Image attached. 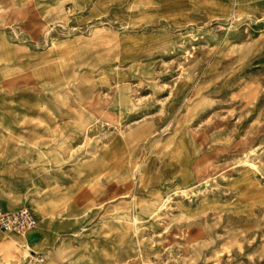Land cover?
<instances>
[{"label":"rangeland","instance_id":"1","mask_svg":"<svg viewBox=\"0 0 264 264\" xmlns=\"http://www.w3.org/2000/svg\"><path fill=\"white\" fill-rule=\"evenodd\" d=\"M18 205L0 264H264V0H0Z\"/></svg>","mask_w":264,"mask_h":264},{"label":"built area","instance_id":"2","mask_svg":"<svg viewBox=\"0 0 264 264\" xmlns=\"http://www.w3.org/2000/svg\"><path fill=\"white\" fill-rule=\"evenodd\" d=\"M36 221V216L26 205L8 210L0 206V230L4 232H23L35 226Z\"/></svg>","mask_w":264,"mask_h":264},{"label":"crops","instance_id":"3","mask_svg":"<svg viewBox=\"0 0 264 264\" xmlns=\"http://www.w3.org/2000/svg\"><path fill=\"white\" fill-rule=\"evenodd\" d=\"M14 165V164H13ZM8 166H12V164H9ZM16 166V165H15ZM20 205H18L17 207H19ZM22 206V205H21ZM17 207H15V208H17ZM12 209H14V208H12ZM31 209V208H30ZM32 211V210H31ZM33 212V211H32ZM34 213V212H33ZM34 215H35V213H34ZM36 216V215H35Z\"/></svg>","mask_w":264,"mask_h":264}]
</instances>
